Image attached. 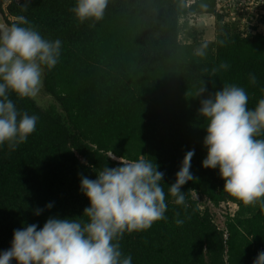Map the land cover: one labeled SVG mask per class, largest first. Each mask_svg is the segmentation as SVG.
Returning <instances> with one entry per match:
<instances>
[{
    "label": "trees",
    "instance_id": "obj_1",
    "mask_svg": "<svg viewBox=\"0 0 264 264\" xmlns=\"http://www.w3.org/2000/svg\"><path fill=\"white\" fill-rule=\"evenodd\" d=\"M191 1L109 0L101 21L81 23L71 11L76 0H30L26 10V0H0L9 25L23 15L44 38L62 41L59 62L44 70L43 93L54 102L10 94L38 121L15 151L0 147V252L16 229L80 217L90 203L80 178L119 166L112 153L127 161L143 155L165 173L167 220L119 241L132 264H253L264 251V207L223 191L219 170L202 167L207 121L198 114L200 100L228 84L245 89L249 108L264 98V31L226 21L217 0ZM203 14L215 15L213 40L192 24ZM205 41L207 56H193ZM222 62L230 67L220 69ZM193 149L194 179L181 188L187 207L177 206L168 186ZM223 204L237 209L221 223L215 208Z\"/></svg>",
    "mask_w": 264,
    "mask_h": 264
},
{
    "label": "clouds",
    "instance_id": "obj_2",
    "mask_svg": "<svg viewBox=\"0 0 264 264\" xmlns=\"http://www.w3.org/2000/svg\"><path fill=\"white\" fill-rule=\"evenodd\" d=\"M29 2L22 6L25 10ZM108 3L76 0L71 11L81 23L99 22ZM61 47V40L44 38L23 15L9 27H0V147L15 151L36 131L38 116L18 111L10 94L36 96L44 70L51 71L59 62ZM208 47L207 41L200 43L193 56L205 58ZM229 67L223 62L219 66ZM249 79L257 83L255 75L249 74ZM205 92V87L200 88L197 97ZM248 99L243 87L228 84L200 100L198 114L207 121L202 167L219 170L223 191L245 205L264 207V98L254 108L248 107ZM194 154L193 149L184 155L175 182L168 186L177 206L187 207L181 188L194 179L190 171ZM109 158L118 160L119 166L96 170L95 179L80 178V192L90 202L80 217H50L42 227L30 224L14 230L11 247L0 252V264L13 260L16 264H132L119 241L125 233L145 231L167 220L165 173L143 155L134 161L113 153ZM45 207L51 209L53 204ZM175 223L180 226L184 221L177 218ZM253 264H264V251Z\"/></svg>",
    "mask_w": 264,
    "mask_h": 264
},
{
    "label": "rangeland",
    "instance_id": "obj_3",
    "mask_svg": "<svg viewBox=\"0 0 264 264\" xmlns=\"http://www.w3.org/2000/svg\"><path fill=\"white\" fill-rule=\"evenodd\" d=\"M252 6H254V7H252ZM249 7H252L250 9L251 17H252L253 16L252 13L255 11L256 8L261 9V11H264V2L259 1V3L255 4V5L249 4ZM235 10H236V6H233L231 8V11L233 13H235L236 12ZM243 11H248V10H240L239 14L241 15L242 18L246 16L245 12H243ZM261 11H258L257 13H261ZM225 13H228V14H225L226 19L227 20L231 19V21H233L231 17H233L234 14H232L230 17L229 12H225ZM255 15L256 14H254V16ZM259 15L260 16H259L258 20H253L251 18H246V20H237V21H240V24H239L240 29L245 28V31H247V32L263 29L262 27L264 25L262 22V16L264 14H259ZM251 22L252 23L254 22V24H251ZM192 24H196L199 29H203V31H204L203 38H205L207 40H213L215 38V34H216V32H215L216 31L215 30V17H213L212 14L197 15V16H195V18H193ZM182 36L185 37L184 34H182ZM42 94H44V93L42 92ZM42 94H41V96H42ZM41 102H42V104L48 103V102L50 103V100H48V99L46 100V96H42ZM197 196H198V194H197ZM236 209H237V207H235L234 205H224V204L222 205V207L215 208V210L217 211V214L220 217L221 223H223V221L225 219V215L228 212L234 213L236 211Z\"/></svg>",
    "mask_w": 264,
    "mask_h": 264
},
{
    "label": "built area",
    "instance_id": "obj_4",
    "mask_svg": "<svg viewBox=\"0 0 264 264\" xmlns=\"http://www.w3.org/2000/svg\"><path fill=\"white\" fill-rule=\"evenodd\" d=\"M259 1L264 2V0H217L216 10H217L218 13L223 14L225 20L228 21V22H230L231 19H229L230 21L226 19L225 14H228V13H225V12H229L230 17H231L232 14H234L233 17H231L232 20H233L231 22H240V21H237V20H246V18H251L253 20H258V18L260 16L259 14H264V11H261V9H257L256 8L255 11L252 13L253 16L251 17L250 9L252 7H254V6L249 7V4L255 5V4H258ZM233 6H236V10H235L236 12L235 13H233L231 11V8ZM240 10H248V11H243L246 14L245 17H243V18L241 17V15L239 14ZM258 11H261V13H257ZM254 14H256V15L254 16ZM213 17H215V15H213ZM263 21H264V15L262 16V22ZM251 24H254V22L253 23L251 22ZM263 25H264V23H263ZM262 28H263V31H264V26Z\"/></svg>",
    "mask_w": 264,
    "mask_h": 264
},
{
    "label": "water",
    "instance_id": "obj_5",
    "mask_svg": "<svg viewBox=\"0 0 264 264\" xmlns=\"http://www.w3.org/2000/svg\"><path fill=\"white\" fill-rule=\"evenodd\" d=\"M10 25L8 24V22L6 21L4 15L2 14V12L0 11V27H9ZM44 73L42 76V86L40 88V91L38 92V94L34 97H32L34 100H36L39 104H42L41 99L42 96H46V100H50V102H54V99L52 98V96L50 94H42L43 89H44ZM42 91V92H41ZM42 94V96H41Z\"/></svg>",
    "mask_w": 264,
    "mask_h": 264
}]
</instances>
